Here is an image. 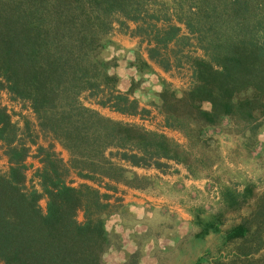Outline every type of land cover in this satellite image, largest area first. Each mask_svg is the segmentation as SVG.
I'll list each match as a JSON object with an SVG mask.
<instances>
[{
    "label": "trees",
    "instance_id": "obj_1",
    "mask_svg": "<svg viewBox=\"0 0 264 264\" xmlns=\"http://www.w3.org/2000/svg\"><path fill=\"white\" fill-rule=\"evenodd\" d=\"M113 13L130 35L145 41L147 58L163 70L180 62L177 51L189 38L201 50L184 53L189 86L179 94L168 87L159 92L156 108L165 126L202 142L201 129L222 117L248 120L264 110V0H0V89L28 100L36 136L48 137L46 144L30 140L39 162L38 189L27 186L29 145L16 141V127L0 106L7 161L0 172V264H102V218L91 214L77 221L74 214L81 204L105 207L107 193L86 183L69 184L70 170L128 184L122 163L160 167L161 159H170L193 176L209 164L164 133L111 119L79 99L87 90L97 104L121 113L147 110L128 91L114 88L99 56ZM54 143L66 150L67 159ZM222 197L237 203L229 190ZM260 206L254 214L262 220L264 199ZM245 229L238 223L231 234ZM258 231L257 224L252 250L264 246Z\"/></svg>",
    "mask_w": 264,
    "mask_h": 264
},
{
    "label": "rangeland",
    "instance_id": "obj_2",
    "mask_svg": "<svg viewBox=\"0 0 264 264\" xmlns=\"http://www.w3.org/2000/svg\"><path fill=\"white\" fill-rule=\"evenodd\" d=\"M120 18L115 13L109 16L99 56L107 62L106 71L114 77V88L128 91L138 106L147 110L121 113L97 104L96 96L89 95L87 90L80 93L79 99L111 119L164 133L209 164L193 176L182 164L170 159H161L165 165L160 167L122 163L128 169L124 173L128 184L96 174L82 177L70 170L66 175L69 184L86 183L99 193H107L103 197L108 202L105 207L96 209L81 204L74 214L77 221L91 214L102 218L105 243L101 263L264 264V246L252 250L257 246V224V234L262 235L259 243L264 239V227L260 229L264 219L254 214L264 199V110L256 111L255 118L248 120L222 117L217 124L201 129L202 142H191L178 130L165 126L163 115L156 108L159 92L168 87L179 94L188 87L190 70L184 53L200 54L201 50L189 38L190 44L177 51L180 62L163 70L147 58L145 41L130 35L124 24L118 22ZM126 23L129 27L134 25L128 20ZM181 32L186 33L182 27ZM0 106L16 127V141L29 145L24 158L25 184L38 189L35 169L39 162L35 144L30 140L46 144L48 137L44 140L36 136V119L28 100L0 89ZM202 106L208 107V103L202 102ZM54 150L63 160L67 159L66 150L58 143H54ZM6 165L4 144L0 141V172ZM227 190L234 194L236 204L230 205L223 199ZM38 204L43 211L44 195L41 194ZM114 217L115 231L107 230L105 226ZM238 223L245 224L248 230L232 235Z\"/></svg>",
    "mask_w": 264,
    "mask_h": 264
},
{
    "label": "crops",
    "instance_id": "obj_3",
    "mask_svg": "<svg viewBox=\"0 0 264 264\" xmlns=\"http://www.w3.org/2000/svg\"><path fill=\"white\" fill-rule=\"evenodd\" d=\"M105 228L107 230H111V231H115V217L114 219H112L111 223H107V225L105 226Z\"/></svg>",
    "mask_w": 264,
    "mask_h": 264
}]
</instances>
